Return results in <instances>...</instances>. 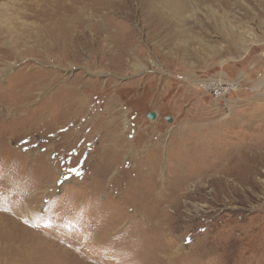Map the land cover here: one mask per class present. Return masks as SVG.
<instances>
[{
    "label": "rangeland",
    "instance_id": "obj_1",
    "mask_svg": "<svg viewBox=\"0 0 264 264\" xmlns=\"http://www.w3.org/2000/svg\"><path fill=\"white\" fill-rule=\"evenodd\" d=\"M166 1L0 0V264H264V0Z\"/></svg>",
    "mask_w": 264,
    "mask_h": 264
},
{
    "label": "bare ground",
    "instance_id": "obj_2",
    "mask_svg": "<svg viewBox=\"0 0 264 264\" xmlns=\"http://www.w3.org/2000/svg\"><path fill=\"white\" fill-rule=\"evenodd\" d=\"M166 4L169 5L170 7H172L173 10L175 11V13L179 12V11H177L179 8V5H180V2L178 0H167ZM62 15H63V13H60L57 11L48 12L47 18H46V22H47L46 32L44 31L46 33L45 35L47 38H50L52 36L54 38V36H55L56 38L60 37L62 39V37L67 38L68 35L70 37L73 36V31L75 28L72 27L73 21H72V18H70L71 15H70V17H67V18H66V15H63V16ZM2 17H3V22L6 25L9 19L5 18L4 16H2ZM60 34H62V35H60ZM55 44H57V43H55ZM67 44L68 43H66V45ZM50 45H51V43H50Z\"/></svg>",
    "mask_w": 264,
    "mask_h": 264
},
{
    "label": "water",
    "instance_id": "obj_3",
    "mask_svg": "<svg viewBox=\"0 0 264 264\" xmlns=\"http://www.w3.org/2000/svg\"><path fill=\"white\" fill-rule=\"evenodd\" d=\"M147 116H148V118H150V119H154V118L156 117V115H155L154 112H149V113L147 114ZM165 119H166L167 121H171V118H170V117H166Z\"/></svg>",
    "mask_w": 264,
    "mask_h": 264
},
{
    "label": "built area",
    "instance_id": "obj_4",
    "mask_svg": "<svg viewBox=\"0 0 264 264\" xmlns=\"http://www.w3.org/2000/svg\"><path fill=\"white\" fill-rule=\"evenodd\" d=\"M213 93L215 94V95H219V94H221V92H220V88L219 87H217V88H213Z\"/></svg>",
    "mask_w": 264,
    "mask_h": 264
}]
</instances>
